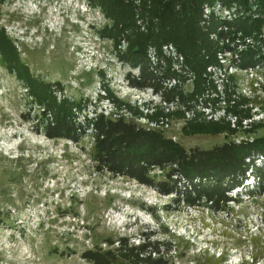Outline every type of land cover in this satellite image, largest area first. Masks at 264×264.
I'll list each match as a JSON object with an SVG mask.
<instances>
[{
	"label": "rangeland",
	"instance_id": "rangeland-1",
	"mask_svg": "<svg viewBox=\"0 0 264 264\" xmlns=\"http://www.w3.org/2000/svg\"><path fill=\"white\" fill-rule=\"evenodd\" d=\"M112 24L89 0H0V40L3 32L14 46L9 65L0 50V264H91L83 253L107 239L138 244L154 233L174 244L170 264H264V193L255 172L250 188L230 193L236 201L224 211L178 209L174 195L99 173L90 137L74 143L44 135V107L75 100L78 122L123 116L188 151L264 137V62L253 74L244 69L245 47L228 54V41L220 43L201 76L182 70L183 60L169 51L184 77L168 88L178 86L185 97L170 94L168 103L152 89L131 87L139 70L122 61L126 45L102 35ZM256 45L250 48L264 57V43ZM17 62L24 66L14 69ZM38 80L60 83L66 98ZM152 176L163 178L159 170ZM252 189L255 198L245 192Z\"/></svg>",
	"mask_w": 264,
	"mask_h": 264
},
{
	"label": "trees",
	"instance_id": "trees-1",
	"mask_svg": "<svg viewBox=\"0 0 264 264\" xmlns=\"http://www.w3.org/2000/svg\"><path fill=\"white\" fill-rule=\"evenodd\" d=\"M89 2L113 20L111 28L106 27L102 35L119 45L125 44L127 49L121 56L122 61L139 70L138 76L132 77L131 86L152 89L168 103L175 101L170 94H177L182 100L185 97L178 86L168 88L173 80L179 84L184 77L171 66L174 62L168 56L170 47L176 57L183 59L182 70L201 76L202 70L215 62L219 42L211 40L212 34H217L221 41L237 40L242 34V37H252L253 45L264 43V0ZM217 6L229 11L230 19L215 13ZM4 44L8 46L6 50ZM250 47L241 56V66L246 70L257 69L261 61L264 62L263 56L257 58L259 48ZM13 49L2 32L0 50L6 65L11 63ZM151 54L157 61L154 66ZM14 65V69L24 66L20 62ZM38 82L40 88L66 98L60 83ZM80 107L81 103L75 100H65L60 106H45L43 116L49 120L41 127L44 135L53 140L79 143L90 137L93 141L92 159L99 173L131 179L163 196L174 195L178 209L207 206L213 211L226 210L230 202L236 201L230 196L231 191L243 184L247 173H257L260 191L264 193L263 168L256 165V159L264 157V137L250 141L233 140L211 150L188 151L180 143L167 138L162 130L145 128L123 116L111 117L101 113L78 122L72 112ZM240 113L249 117L245 112ZM52 117L54 119L50 120ZM156 170L163 174L162 180L152 176ZM250 194L256 197V193ZM154 237L155 233L145 235L138 244L125 237L107 239L104 247L96 245L86 250L82 257L91 264H170L174 244Z\"/></svg>",
	"mask_w": 264,
	"mask_h": 264
},
{
	"label": "built area",
	"instance_id": "built-area-1",
	"mask_svg": "<svg viewBox=\"0 0 264 264\" xmlns=\"http://www.w3.org/2000/svg\"><path fill=\"white\" fill-rule=\"evenodd\" d=\"M214 10H215V13L220 14V15L222 16V18H229V19H230V17H231L230 12L221 9L220 6H217L216 8H214ZM207 13H208V11H207ZM223 29L226 30L227 28H223ZM220 30H222V29L219 28V31H220ZM211 37H212V38L215 37V38L217 39V41H219V44L228 41V43L230 44V47H232V50H229V51L225 52V53H228V54H232V53H234V50H240V51H241V50H243V47H245V49H247V47H248L250 44L253 43V40H252V39H245V38L242 37V34H239V38H238L237 40H231V39L228 38V39H225V40H222V41H221V40H219L217 34H212ZM170 49H171L170 51L176 56L175 51L173 50V48L170 47ZM225 55H226V54H225ZM176 58L178 59L179 57H176ZM240 58H241V57H240ZM179 59L183 60L182 58H179ZM221 60H222V59H221ZM237 69L242 70V69L240 68V66H238ZM248 70H249V69H248ZM248 70H247V71H248ZM251 72H252V74H253L255 71L251 69ZM250 74H251V73H250Z\"/></svg>",
	"mask_w": 264,
	"mask_h": 264
},
{
	"label": "clouds",
	"instance_id": "clouds-1",
	"mask_svg": "<svg viewBox=\"0 0 264 264\" xmlns=\"http://www.w3.org/2000/svg\"><path fill=\"white\" fill-rule=\"evenodd\" d=\"M131 87H132V86H131ZM132 88H135V87H132ZM136 89H137V88H136ZM140 90H142V89H140ZM146 90H147V89H146ZM254 176L258 178L257 173H255Z\"/></svg>",
	"mask_w": 264,
	"mask_h": 264
}]
</instances>
